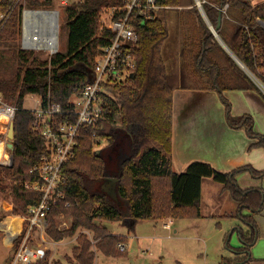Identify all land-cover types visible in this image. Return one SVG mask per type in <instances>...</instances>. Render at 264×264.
<instances>
[{
	"label": "trees",
	"instance_id": "1",
	"mask_svg": "<svg viewBox=\"0 0 264 264\" xmlns=\"http://www.w3.org/2000/svg\"><path fill=\"white\" fill-rule=\"evenodd\" d=\"M211 26L234 56L241 68L218 43L205 23L196 0H155L157 17L137 25L138 40L133 54L136 67L126 82L108 86L110 95L104 97L103 113L95 125H82L76 139L74 157L64 165L66 181L62 186L69 206L64 202L50 205L47 233L54 241L75 238L68 264H96V251L103 258L126 256L117 245L126 243L121 235H113L103 225L117 223L129 233L139 220H178L200 217V187L204 177L220 182L240 211L258 210L261 193L258 189H241L234 176L248 170L252 176H264V169L238 167L220 172L212 166L191 163L184 172L172 169V91L161 49L168 29L160 15L169 8L182 7L179 17V71L182 87L216 89H253L260 93L264 87V1L251 4L248 0H199ZM122 0H78L63 9L67 43L63 52L38 59L32 51H11L16 61L12 77L0 75V92L16 106L13 119V164L0 165V202L9 198L12 215L25 212L27 205L36 204L40 193L22 187L30 181L29 169L45 153L43 138L32 131V112L24 108V97L35 95L42 105L47 101L69 106L74 91L85 85L92 74L94 58L111 39L112 34L100 21L103 10L120 5ZM53 0H25L31 9H50ZM10 0H0V14L9 11ZM225 7V8H224ZM21 6L14 8L0 30V42L20 36ZM252 77H251V76ZM185 79L189 81L185 83ZM257 83H256V82ZM184 83V84H183ZM264 95V94H262ZM228 114V107L226 108ZM62 118H60L61 120ZM242 124L253 136L250 116L234 122ZM251 146L264 148V135H257ZM105 146L95 149L102 141ZM116 178L117 199L102 190V184ZM16 182V183H14ZM69 219L66 231L57 229V217ZM0 213V220L2 219ZM240 217L248 222L240 238L247 249L255 237V224L250 216ZM92 234V239L88 236ZM94 241V242H93ZM12 253L18 246L13 245ZM95 249H93L92 248ZM243 254V253H242ZM13 255V254H12ZM246 254L225 263L243 260ZM12 258V257H11ZM45 259L33 264H45ZM56 264H60L56 262ZM181 264V263H177Z\"/></svg>",
	"mask_w": 264,
	"mask_h": 264
},
{
	"label": "built area",
	"instance_id": "2",
	"mask_svg": "<svg viewBox=\"0 0 264 264\" xmlns=\"http://www.w3.org/2000/svg\"><path fill=\"white\" fill-rule=\"evenodd\" d=\"M12 1L17 2L18 0ZM12 1L9 14L13 9ZM157 9L155 0H122L120 5H113L103 10L100 21L111 32L112 37L95 56L89 81L74 91L66 109L50 101L44 105L38 101V104L30 109L34 117L32 131L43 138L45 153L29 169V172L33 174V179L22 182L21 186L39 192L40 198L36 204L27 205L25 212L17 215L22 226L16 234L7 229L9 225L5 219L0 221V231L9 237L8 243L13 244L18 241L10 264H33L38 260L46 259L48 245L55 244V241L47 233L46 218L50 205L57 202H64L65 206L70 205V201L62 190L66 181L64 165L74 157L79 128L82 125L97 123L103 113L104 97L110 95L108 86L130 79L136 67L133 54L134 46L138 40L136 27L157 17ZM28 11L34 10H23L21 26L23 45L31 48H48L51 54L56 53L58 49V18H55L53 25L43 27L41 24L35 23L36 20L40 22L42 18L27 17L26 12ZM9 14L1 18L6 21ZM41 33H43V37H41ZM53 36L56 42H54ZM36 40H39L38 42L46 41L50 47L30 44ZM16 109L15 105L5 104L0 94V135H5L9 130ZM60 118L62 119L60 120ZM5 149L9 150L7 140L0 137V164L7 166L13 159V153L9 151V154L6 155ZM62 219L65 218L63 214H60L56 220L57 229L66 231L70 225L65 221L58 223ZM171 224L172 219H168L163 223V227L169 229ZM117 247L120 252L126 251L125 243H119Z\"/></svg>",
	"mask_w": 264,
	"mask_h": 264
},
{
	"label": "crops",
	"instance_id": "3",
	"mask_svg": "<svg viewBox=\"0 0 264 264\" xmlns=\"http://www.w3.org/2000/svg\"><path fill=\"white\" fill-rule=\"evenodd\" d=\"M248 1L251 4L259 3L256 2L258 0ZM163 23L168 32L171 31L173 36L176 37L179 17L175 18L170 13H165ZM171 32H169L166 40L169 39ZM170 51L171 54L177 55V65H174L175 69L177 66L179 68V43H177L176 48H173L171 42ZM181 79L182 75L179 71L178 81L174 84L175 87L172 91L171 159L173 171L184 172L193 162L206 163L220 172H230L244 166H250L255 170L264 169V148L251 146L252 143L257 141V135H264V95H262L264 90L259 87L262 93L253 89H228L219 92L211 88L182 87ZM185 83L189 84V81L185 79ZM38 101L40 99L37 97L35 106ZM245 115L251 117L252 130L256 133L253 136L248 133L242 124L238 126L233 124ZM234 178L238 187L260 191L261 202L258 210L251 211L244 208L240 211L238 202L232 198L220 182H216L210 177H204L200 187V217L197 219L208 220L214 217L234 219L244 211L245 215L243 216H250L253 219L255 237L252 242H249L247 249H242L244 243L239 233L240 230L246 231L249 226L247 224L245 228H242L239 224H234L225 244L230 243L231 253L237 255L228 259L233 260L238 255L243 254H246V257L238 262L228 264H264V176L255 177L248 170H243L238 172ZM14 218H18V216L12 215L10 218L7 217L5 221L12 226V229L19 232L22 226L21 221L19 218L18 222L17 220L14 221ZM113 224L117 227L115 223ZM172 224H174V220H172ZM118 226L124 228L122 225ZM172 230L174 233L179 232V225ZM108 231L113 235L126 236L122 229L121 231H110L108 229ZM0 234H2L0 264H10L12 254L8 255L7 252L12 244L8 243L9 237L4 232ZM75 238L76 236L66 238L68 241L62 239L49 245L51 248H56L68 242L74 243ZM49 245L48 251L50 249ZM50 257H52V254ZM114 260L102 256L100 259L97 256V261L102 264H115ZM47 264H49L48 261Z\"/></svg>",
	"mask_w": 264,
	"mask_h": 264
},
{
	"label": "rangeland",
	"instance_id": "4",
	"mask_svg": "<svg viewBox=\"0 0 264 264\" xmlns=\"http://www.w3.org/2000/svg\"><path fill=\"white\" fill-rule=\"evenodd\" d=\"M11 1L12 0H10V6ZM73 1L78 0H53V5L50 8V10H56L58 13V49L56 50V53L63 52L66 48L67 28L65 27L63 9L66 4H69ZM260 1L262 0H258L256 2ZM15 2L16 1H12L13 9L19 8L21 6L20 36L16 37L14 40L0 42V75L3 74L2 76H4L5 79L12 77L16 72V61L14 60L13 53L11 51H17L18 49L32 51L33 56L37 57L38 59H46L51 55L50 49L48 48H31L25 47L23 45L21 34L23 10H36L27 8L25 6V0H18L16 3ZM182 9L184 8L177 7L165 9V11H163V13L160 15V19L164 22L165 13H170L175 18L177 16L180 17V11ZM37 10H42V8H38ZM8 14V12L5 14H0V30H2L5 24V19H2L1 17ZM177 30L179 33V23ZM178 33H176L175 37L171 32L169 39L164 42L161 49L162 57L164 59L166 70L168 73V78L172 84H176L179 78L178 66L175 69V65H177V55L171 54L170 51L171 42L173 43V48H176V45L179 41V38H177V36H179ZM218 43L220 44V42ZM3 99L5 104L14 105L11 101H7L4 97ZM35 99H37L35 95H26L24 97L23 103L24 108L28 110L33 109L35 107ZM8 132L9 130H7L5 135H0V137H4L7 140V143L9 142ZM105 144L106 141L102 140L95 147V149L105 146ZM9 151L11 150L5 149L4 152L6 153V155H8ZM11 152L13 153V151ZM12 164L13 159L10 162V165L7 166H12ZM8 181L9 179L4 177L0 185H7L9 183ZM21 183L22 182L18 184L21 185ZM3 193V190L0 189V196L4 195ZM12 208L13 206L9 198H6L2 202H0V213H2L3 216L1 219L2 221L7 217L10 218L12 216ZM241 214L245 215V212L243 211ZM64 218L65 219L59 220L58 223H61V221H65L68 224L69 219L65 216ZM165 221L166 220H139L135 224L133 230H131L129 233H126L127 230L125 227L120 228L117 223H115L117 225L116 227L113 223L104 222L103 225L110 231H121L122 229V231H124V234L126 235H121L124 237V240L126 237V252L124 251L126 253V256L115 259V264H177L178 262L181 264H225L228 258L237 255L236 253H231L232 248L230 247V243L227 245L225 244L228 236H230L229 233L233 228L232 226L234 224H239L242 228H245L248 224V222L244 221V219L239 215H237V217H235L234 219H220V217H214L208 220L197 218L188 220L178 219L174 220V224L170 225L169 229L163 227V223H165ZM178 225L180 231L174 233L172 229L176 228ZM1 236L2 234H0V241ZM88 236L90 237V239H92L91 233H89ZM67 239L66 241H68ZM14 243L12 244V246H8L10 249L7 252L8 255L13 254L12 249H14ZM65 244L56 248H51V246L49 245L50 249L45 260L48 261L49 264H56V262L60 264H68L66 260L67 257H71V251L73 246L75 245V242H68L66 245ZM51 254L52 257H50ZM97 256L101 259L100 253L96 251V257ZM96 264L102 263L97 261Z\"/></svg>",
	"mask_w": 264,
	"mask_h": 264
},
{
	"label": "water",
	"instance_id": "5",
	"mask_svg": "<svg viewBox=\"0 0 264 264\" xmlns=\"http://www.w3.org/2000/svg\"><path fill=\"white\" fill-rule=\"evenodd\" d=\"M196 5L203 17V19L206 21V23L208 24L211 33L215 36V38L217 39L218 42H220L221 46L225 49V51L230 55V57H232V59L243 69L244 66L243 64L234 56V54L228 49V47L223 43V41L220 39V37L217 34V28L219 26V23L221 21V11L218 14V25L217 27H213L211 26V24L209 23V21L207 20L205 13L201 7V4L199 2V0H196ZM36 11H43V12H52L55 14L56 19H57V11L56 10H50V9H42V10H37ZM259 23L262 27H264V21L259 20ZM251 76V75H250ZM252 77V76H251ZM256 82V81H255ZM261 89H264V87H262L259 83L257 84ZM13 134H14V129H13V122H11L10 127H9V132H8V137H9V142L7 143V147L13 151ZM115 185H116V178H111L109 179L107 182H105L104 184H102V190L109 195L112 199L116 200L117 199V195H116V190H115Z\"/></svg>",
	"mask_w": 264,
	"mask_h": 264
},
{
	"label": "bare ground",
	"instance_id": "6",
	"mask_svg": "<svg viewBox=\"0 0 264 264\" xmlns=\"http://www.w3.org/2000/svg\"><path fill=\"white\" fill-rule=\"evenodd\" d=\"M26 16L27 17L34 16V17H38V18L40 17V18H42L40 20V22L38 20H36L35 23L37 25L41 24L43 27H45L47 25L50 26L51 24L53 25L54 24V21H55V18H56V16H55L54 13H52V12H43V11H28V12H26ZM43 36H44L43 33H41V37H43ZM52 38H54V42H56L55 37L53 36ZM38 41L39 40H36V42H32L30 44L31 45H34V46H48V47H50L49 45H47L48 42H46V41L42 42V40H41V42H38ZM54 46H55V44H54ZM14 219L17 220V222H18V218H14ZM7 229H10L11 232L14 233V234L17 233V231L15 229H12V226L11 225H9L7 227Z\"/></svg>",
	"mask_w": 264,
	"mask_h": 264
}]
</instances>
